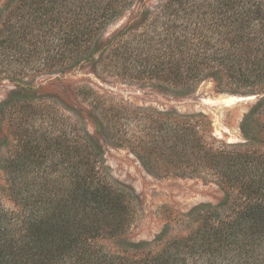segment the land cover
I'll list each match as a JSON object with an SVG mask.
<instances>
[{
	"label": "trees",
	"instance_id": "16d2710c",
	"mask_svg": "<svg viewBox=\"0 0 264 264\" xmlns=\"http://www.w3.org/2000/svg\"><path fill=\"white\" fill-rule=\"evenodd\" d=\"M82 63L175 99L205 81L216 93L256 96L239 122L243 142L214 136L204 112L106 105L85 87L72 91L90 110L62 109L18 86L0 103V171L14 205H2L0 185V264H264V0L1 3L0 64L9 78L63 75ZM82 114L149 171L199 177L221 199L171 211L153 241H128L132 196L109 177Z\"/></svg>",
	"mask_w": 264,
	"mask_h": 264
},
{
	"label": "rangeland",
	"instance_id": "374dc122",
	"mask_svg": "<svg viewBox=\"0 0 264 264\" xmlns=\"http://www.w3.org/2000/svg\"><path fill=\"white\" fill-rule=\"evenodd\" d=\"M5 0H0L1 3ZM156 0H147L154 3ZM131 7L120 18L111 23L103 33V39L113 35L135 13ZM0 64V103L6 101L11 93L19 91V87L27 85L35 89L37 95L56 98L54 101L59 108L77 109L81 107L90 110L85 103H81L72 89L74 87L91 88L103 97L106 105L109 102H123L133 107L171 110L180 113L204 112L212 122L213 135L229 143L243 142L239 132V122L242 115L256 100L228 101V97L240 96L228 93H216L211 81L201 83L196 92L186 98L175 99L171 95L159 91L151 84H131L121 79L94 74L90 65L81 64L74 71L59 75H32L19 80L13 71ZM249 97V96H246ZM89 97L88 99H92ZM39 103V102H38ZM87 103V102H86ZM229 103V104H228ZM83 124L87 132L96 140L103 151L104 164L111 180L122 187L132 196L131 211L133 218L125 238L133 243L153 241L163 229L166 217L171 211L186 212L200 204H216L222 197L220 189L212 183H204L199 177L171 175L165 172H151L140 162L137 155L126 146H118L107 131L95 128L88 114H82ZM35 121L37 132L34 137L43 133V128ZM6 125L2 124L5 131ZM54 129V128H53ZM58 133V126L55 128ZM56 134V133H55ZM0 185L2 205L6 209H14L5 188V175L0 171Z\"/></svg>",
	"mask_w": 264,
	"mask_h": 264
},
{
	"label": "water",
	"instance_id": "95a60500",
	"mask_svg": "<svg viewBox=\"0 0 264 264\" xmlns=\"http://www.w3.org/2000/svg\"><path fill=\"white\" fill-rule=\"evenodd\" d=\"M229 98V97H228ZM237 102L240 101H250V100H256V96H249V97H239L236 98Z\"/></svg>",
	"mask_w": 264,
	"mask_h": 264
},
{
	"label": "bare ground",
	"instance_id": "6f19581e",
	"mask_svg": "<svg viewBox=\"0 0 264 264\" xmlns=\"http://www.w3.org/2000/svg\"><path fill=\"white\" fill-rule=\"evenodd\" d=\"M228 101H229V103H230V102L232 103V102L237 101V100H236V98H234V97H231V98L229 97ZM229 103H228V104H229Z\"/></svg>",
	"mask_w": 264,
	"mask_h": 264
}]
</instances>
